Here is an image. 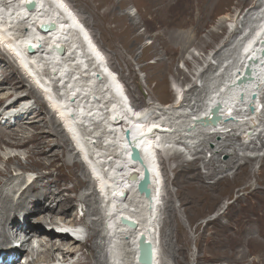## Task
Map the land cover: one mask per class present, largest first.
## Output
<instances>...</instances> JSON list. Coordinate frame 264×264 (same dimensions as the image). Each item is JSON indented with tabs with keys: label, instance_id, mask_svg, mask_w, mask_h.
Masks as SVG:
<instances>
[{
	"label": "bare ground",
	"instance_id": "6f19581e",
	"mask_svg": "<svg viewBox=\"0 0 264 264\" xmlns=\"http://www.w3.org/2000/svg\"><path fill=\"white\" fill-rule=\"evenodd\" d=\"M27 1L0 0V74H2V76L0 75V117H2V114L5 115L6 112L11 116L15 115L12 120L0 121V148L2 150V144L14 145V147L20 148L30 141L45 139L48 150L44 152V149L40 147L36 151L37 155L44 157L50 153L47 152L52 148L49 147V144L60 139L57 141L60 149L58 148L57 152H52L50 156L54 154L56 156L58 152H63L61 157L67 159L66 155L70 156L71 151L70 143L94 185H91L92 190L90 192H79V202L85 205V209H81L82 218L87 220L88 230L85 239L81 241L74 239V237L81 238L84 229L78 227L73 230L77 225L74 218L76 213L78 214V210L76 211V208H74L72 195L55 201L57 200L56 194L66 189L58 187L53 180L38 175L27 184L30 179V176H28L27 180L23 177V183L27 184L24 189L21 190L18 187L17 190L12 188V191L8 189L5 191L0 190V244L12 240L20 244L19 248L12 246L7 251L0 250L4 252L1 256L2 260L6 258V254L12 259L11 262L13 263L16 259L13 257L20 254L22 250L25 251L24 245H28L31 248L30 251L26 250L25 256L33 257L31 261L35 264H55L59 261V258L66 264L75 255L82 257L78 260L76 258L74 264H139L136 261L138 254L137 241L141 235H144L145 239L153 244V264H158L157 225H155L157 213L159 212L157 204L161 199L160 190L163 181L161 176L163 177L164 172L165 174L171 172L174 177L172 179L166 177V180L177 185L180 192L184 194L182 200L187 203L192 201L196 207H199L198 209L205 207L206 202L217 204L219 200L222 201L221 197L224 194L229 193L235 186H238L236 192L245 193L236 197L237 201L243 200L242 204L237 212L228 215V221L219 224L216 238L222 239V248L225 249L229 264H264V154L261 158L242 155L241 159L239 158L241 162H238L237 148L235 149V146L238 147V145L243 148H249L250 146L255 148L254 141H258L259 147L264 148V141L262 140L264 138V120L262 119L260 122L263 126H261L262 129L260 128L255 133L249 134L252 137H248L247 141H241V136L234 134V138L238 143L233 141L227 131L229 126L232 125L235 128L238 123H235V121L232 123L230 120L220 122L219 120L217 125L221 129L214 130L209 134L211 138L217 134L224 135L225 143L217 144L221 150L215 153L213 160L206 163L208 165L206 173L198 170L197 160H200L199 156L187 161L184 159V152H179V150L185 151L183 145L186 149L188 148L187 153L193 151L194 153H192L196 155L199 152L194 151L195 146L193 144L195 145L196 141H193L197 125L203 124H198L197 121L198 119L207 118L211 113L212 106L218 104V113L225 115L222 109L227 106L231 109L234 103L241 107L242 104L239 100H242L243 94H249L254 86H260L256 73L252 81L247 80L238 84L235 79L243 70L247 54L252 53L249 48L252 47L253 51L257 53L259 46L264 47V0H256L257 3L245 14L241 15L239 12L236 15L237 27L235 31L241 34L245 29H248L249 35L247 34L245 38L249 39L246 42L244 41V45L240 44L243 38H238L235 41L238 48L233 50L236 51L234 52L236 55L233 58L232 66L229 68L224 66L223 74H227V77L225 76L226 81L223 80L224 83L221 85L222 90L220 92L217 90L206 92L207 99L204 101L203 108L202 106L199 108V103H197L200 97L197 99L195 96L194 100L192 99L193 103L190 104L182 98V92L178 90L173 92V100L168 105L166 104L170 109L177 108L176 110H180V108L188 105L193 111V114L188 117L184 124L185 127L180 132L179 138L174 133L175 129L170 125V123L173 125V122H165L159 116L161 114L156 115L149 108L150 106L141 108L132 106L117 79V75L110 70L105 61L106 58L104 59L99 48L93 43L85 25L65 0H36L39 6L37 9L27 8ZM154 1H159L164 10H167L165 5L171 2V0H146L145 2L150 5ZM192 1H195L193 6L197 8L196 10L200 14V12H206L209 7L213 9L215 6H222L225 0ZM238 1L247 2V0ZM49 21H54L57 24L55 30L37 28L39 24ZM222 21L221 19L220 22L218 21L220 23L219 27L221 26L223 31L228 30V26L223 25ZM250 22L252 24L249 27L247 24ZM180 27L182 26L180 25ZM169 28L172 29L170 26ZM193 31L197 32V29ZM235 31L230 33L225 31L228 33L225 38L219 33L211 34L216 38V42L213 43V49L215 50L213 56L221 57L220 50L232 42L231 38L234 37ZM179 36L184 39L185 35L177 34V38ZM186 36L188 41L192 40L189 35L186 34ZM201 43H199V46H202ZM29 44L34 48L31 52L26 49ZM231 44L229 46L233 47ZM57 46H63L64 51L62 53L56 52L55 47ZM165 48H168V46L165 45ZM156 49L158 50V48ZM211 52L213 53V51ZM229 56L231 57V54ZM228 58L222 59L227 61ZM224 63L222 62L220 65ZM11 66L16 67V70L20 73L19 77L23 80L17 81L16 76L12 75L8 69L12 68ZM252 72H254V69H252ZM197 76H195V79L198 78ZM181 78L184 83L189 81L187 76L183 75ZM23 81L25 82L23 83ZM26 82L30 91L37 96L33 97L35 100L30 106H27L29 104L28 99L18 100V95L21 96L22 94V86L27 87ZM194 91H196V84L192 82L184 95L188 96V93ZM170 96L172 97V95ZM9 97H12V99L7 101L6 106H3L2 104ZM184 101H186V105H184ZM39 102L46 108L47 113H50L51 125L54 127L56 134L43 130L39 124H33L37 120L32 121V119H38L37 108H40ZM15 103L17 104L15 105ZM10 106L11 109L18 107L19 109L17 111L15 109L14 112L16 113L14 114ZM241 111L246 112L242 107ZM246 123L247 121L240 124L242 126ZM27 124L33 127L37 134L28 135ZM204 124L209 125L206 127L215 128L209 120L206 123L204 121ZM12 125H15V127ZM247 128L251 129V125ZM126 131H128L127 136ZM51 136H54V139ZM246 136L248 135L246 134ZM232 141L233 143H231ZM234 143L237 145H234ZM131 145L138 147L143 164L135 161V164H131L129 158L131 150L129 146ZM227 148H231V151L228 152ZM28 149L30 151L29 145ZM173 149L177 151H172V155H169L166 151ZM221 153L227 155L226 161H220L219 156ZM16 156L7 157L5 163H9ZM158 157H161L163 174L159 168ZM221 162H223V165ZM256 162H259L260 166L255 171L252 168ZM214 163H220L221 165H213ZM145 167L150 173V199L145 198L137 190V178L143 174ZM232 169L234 170L232 175L222 174L217 178L214 177L218 172L223 173V171H232ZM131 173L137 176L135 180H130ZM11 175L10 167L4 170L0 169V184L2 187L13 184L14 177ZM213 177L215 179L208 182L207 179ZM75 178L77 184L80 185V179L77 176ZM39 179L45 180V184L42 189L37 190V185L40 184L37 183ZM250 179H253L255 184L250 185ZM85 182L88 185L89 181ZM50 186L56 187L53 190L55 192L50 190ZM19 190L22 192H19L18 200L9 204L15 196V192ZM179 196L181 197V195ZM250 196L255 197L256 200H252L253 202L246 201ZM91 200H94L98 207L92 206L90 204ZM46 203L48 204L45 206ZM22 207L23 211L19 213V216L23 219L26 216L25 220H28L31 219L29 216L32 213L34 215L32 218L36 220L34 226L30 227L25 223H20L19 216L14 217V213H9L10 210L15 212ZM71 210H75L72 213L73 215ZM101 210L103 214L100 213ZM198 213L201 214L202 211ZM97 214L99 215L97 218L102 219V233L100 230L98 231L100 221L87 219L89 215ZM71 215L73 218L70 217ZM123 217L135 220V224L126 225L123 222ZM42 225L50 227L46 228ZM52 225L55 228H52ZM83 248L87 252H82ZM2 264L9 263L4 261Z\"/></svg>",
	"mask_w": 264,
	"mask_h": 264
},
{
	"label": "rangeland",
	"instance_id": "374dc122",
	"mask_svg": "<svg viewBox=\"0 0 264 264\" xmlns=\"http://www.w3.org/2000/svg\"><path fill=\"white\" fill-rule=\"evenodd\" d=\"M145 1L146 0H65V2L71 7L74 13L85 25L93 43L96 44V46L99 48L100 52L103 54L104 59L106 58L105 61L107 62L110 70H112V72L117 75V79L132 106H136L137 108L150 106L149 108H151L156 115L161 114L159 116H161V119H164L165 122H173V125L171 123L170 125L175 129L174 133L179 138L180 132H182V130L184 129V124L186 123L188 117L193 114V111L189 108L188 105H186V103L192 104L195 96L197 97V99L198 97H200V100L197 103H199V108H201V106L203 108L204 101L207 99L208 91L211 92L217 90L218 92H220L222 90L221 85L226 81V79L224 78L227 75L223 74V72L226 67L229 68L232 66L233 58H235L236 55L234 54V52L236 51L233 50L238 48V45H235V41L238 38H243V41L240 44H244V41L247 39L245 38V36H247V34L249 35L248 29H245L241 34H238V32L235 31L237 27L236 15H238L239 12L241 13V15L245 14V12L257 2L256 0H247V2H239L238 0L237 2L236 0H229L226 2L225 0L222 6H215V8L213 9H210L209 7L206 12H200L199 14V11L196 10L197 8L193 6V3L195 1L193 2L192 0H171L170 3L168 2L165 5L167 7V10H164L162 6H160L159 1H154L150 5ZM242 7H244L245 9ZM257 8L260 9L258 6ZM241 15L239 16L240 18ZM220 19L223 20V25L228 26V30L225 31H227L228 33H230L231 31H235L236 33L234 35L235 40L233 41L234 37L231 38L232 44L230 43L234 48L229 46L230 44L226 45V47H224L225 50L224 48L220 50L221 57L219 58L213 56L215 52V50L213 49V43L216 42V38L211 34L219 33L223 36V38L227 37L226 34L228 35V33L223 31L221 26L219 27ZM251 24L252 22L247 25L250 27ZM180 25L182 27H180ZM169 26L172 29H170ZM195 29H197V32L193 31ZM176 33L185 35L184 39L180 38V36L179 38H177ZM186 34L189 35L192 40L188 41ZM199 43H201L202 46H199ZM165 45H167L168 48H165ZM230 47L232 50L230 49ZM156 48H158V50ZM211 51H213V53ZM230 54L231 57L229 56ZM222 58H228V60L224 61L225 59ZM218 59L221 61H219ZM162 60H164L165 62H163ZM222 62H225L224 64H222L223 66L220 65ZM164 68H167L165 69L166 71L164 70ZM8 69L10 70L12 75L16 76L17 81L23 80L21 79V77H19L20 73L16 70L15 66ZM0 75L2 76V74ZM183 75L189 78V81L187 83L182 82L181 77ZM195 76H197L198 78L195 79ZM24 82L25 81H23V83ZM192 82L196 84V91H194L193 93H188V96L184 95ZM160 83L163 85H161ZM25 84L27 87H25V85L22 86V94L21 96L18 95V100L28 99V103L30 106V104L35 100V98L33 97L37 96H35V94L30 91L28 83L26 82ZM176 90L182 92V98L187 101H184V103L186 102L184 104L186 106L180 108V110L178 109L179 111L176 110L177 108L170 109V107L167 106L173 100V92H176ZM161 92L162 94H160ZM257 92L259 93V97H261V95L264 93V85H260V88L257 90ZM163 93L167 95L165 96ZM170 95H172V97ZM11 99L12 97H9L2 105L6 106L7 101ZM39 103L40 108H37L38 119H32V121L37 120L38 122L36 121L33 124H39L41 126L40 128H43V130L52 133L54 132V134H56L54 127L51 125L50 113L48 114L45 110L46 108L42 105V103ZM260 103L262 106V111L252 118V122L256 123L255 126L257 127L254 128L255 126H251V129H249L250 133L242 134L246 124L242 126L241 124H237L235 128H233L231 125L227 128V131L229 133H226H228L232 137L234 142L238 143L234 138V134L241 136V141H247V138H251L252 136H246V134H253L260 128L262 129L263 126L262 124H260V122L262 119L264 120V94L260 98ZM16 104L17 103H15V105ZM20 105L22 106V104ZM11 108L12 107L10 106V109ZM15 109L17 111L19 107ZM15 109H11L14 114L16 113L14 112ZM161 111H163V113H161ZM3 115L4 114H2V117ZM4 116L5 118L0 117L1 122H5V120H12L13 117H15V115L11 116L7 112ZM197 123L203 124L197 125L196 135L193 141H196L195 145L193 144V146H195L194 151L199 152H197L196 155L193 154V151V153H187V151L189 150L188 148L186 149L184 145L183 147L185 151L179 150V152H184V159L187 161L192 160V158H194L195 156H199L200 160H197L198 170L202 173H206L208 171V165H206V163L215 158V153L221 150L219 148V145L221 143H225L224 135L222 136L221 134H217L215 137L211 138V132L221 128L206 127L209 125L204 124L201 119H198ZM12 126L15 127V125ZM231 129L233 130L230 131ZM27 133L28 135L33 133L37 134V131L27 124ZM51 137L52 139H54V136ZM59 140L60 139H57V141ZM262 140L264 141V138ZM57 141H54V143L51 142L49 144V147L52 148L47 152L50 153L44 157L37 155L36 151H38L40 147L44 149V152L48 150V146L45 144V139H41L40 141H30L27 143V145H24L20 148H16L14 147V145L9 146L2 144V150L0 148V154L2 155V157L0 158V169L4 170L7 167H10V170L12 172L11 176L14 177V180L13 184H10L6 187H2L0 184V190L5 191L8 189L12 191V188H14V190H17L18 187L22 190L27 186L28 183H30V181L34 180L35 177H37L38 175H42L47 179L53 180L58 185V187L66 189L56 194L57 200L55 201H58L59 198L61 199L65 196L67 197L72 195L73 205L75 204L74 208H76V211L78 210V214L76 213V217L74 218V220L81 223L85 228H87V220L82 218L83 213L81 212L82 208L83 210L85 209V205L79 202V197L81 192H90L92 190L91 185L93 186L94 184L92 181H90L87 170L81 165L75 153L76 151L72 149L69 142L68 143L71 151L70 156L66 155L67 159L61 157L63 152H58L56 156L55 154L50 156L52 152H57L60 149L58 147ZM233 141L231 143H233ZM254 142V145H256L255 148L251 146L249 148H243L238 145V147L240 148L239 149L237 146H235V149L237 148L236 150L238 153V162H241L240 159L242 155L258 156V158H261L263 156L264 148L259 147L258 141ZM218 143L219 145H217ZM236 143H234V145H237ZM28 145L30 147V151L28 149ZM166 151H168L169 155H172V151L177 150L173 149L170 151ZM227 151L230 152L231 148H227ZM13 155H17L16 158L9 161V163H5V159ZM157 159L159 161V168L162 173L163 164H161V157H158ZM219 159L220 161H226L227 155H225V153H221ZM221 163L223 165V162ZM218 164L220 163H214L213 165ZM259 166V162L254 163L252 170L256 171ZM233 172V169L232 171H223V173L218 172L216 176L214 175V177L217 178V176L219 177L222 174L232 175ZM164 174L163 177L161 176V179L163 180L160 190L161 199L157 204L159 212L157 213L158 216L155 222V225H157L156 238L158 246V264H229L225 249L222 248V239L216 238V233L219 229V224L228 221V215L237 212V209L242 204L243 200H236V197L241 194L236 192L238 191V186H235L229 193L224 194L223 197H221L222 201L218 199L219 201L217 200V204L214 205L212 202H206V206L202 207V210L198 209L199 207H196L192 201H190V203H187L182 200L184 194L180 192L177 185L166 180V177L172 179V177H174V174H172L171 172H166L167 175ZM28 176H30V179L29 181H27V184L23 183V177L26 179ZM76 176L81 181L80 185L76 182ZM214 177L209 178L210 180L207 179L208 182H212L215 179ZM87 180L89 181L88 185H86L85 182ZM37 183H40L37 185V190L42 189L44 187L45 180L39 179ZM249 184H255L254 180L250 179ZM55 188V186H50L51 191L55 190ZM21 190L15 192V196L12 198V200H10L9 204H11V202H15V200H18L17 197L19 192H22ZM244 194L245 193H242L241 195ZM179 195H181V197ZM254 199L256 200L255 197L250 196L246 199V201L253 202L252 200ZM232 202L235 203L233 205H230ZM47 204L48 203H46L45 206ZM90 204H92V206L94 207H98V204H95L94 200H91ZM22 211L23 207L15 212L14 210H10L9 213H14V217H16L19 216V213H21ZM101 211L100 213L103 214V211ZM199 211H202V213H198ZM74 212L75 210H71V214ZM30 215L31 216L29 217H31V219L28 220H25L26 216H24V219L19 216V222L25 223L30 227L34 226L36 220L32 218V216H34L32 213ZM72 215L70 217L73 218ZM89 216L87 218L88 220L95 219L96 222L100 221L98 231L100 230L101 232L102 219L100 217L99 219L97 218L99 216L98 214ZM169 218L171 219L169 220ZM171 221L174 224H172ZM179 223L181 224V226H179ZM42 226L47 228L50 227L51 224L50 226ZM53 226L54 225H52V228H55V226ZM12 246L19 248L20 244L17 241L15 242V240L8 241L2 245L0 244V250L7 251ZM24 247L26 250L28 249L27 251H30L31 246L24 245ZM26 250H22L20 254H17L16 257H13L16 258L13 263L11 262L12 260L9 258V256L5 254L6 261H8L9 264H35L33 263V261H31L33 257L25 256ZM82 252L87 251H85V248H83ZM77 256L78 255H75L72 259L69 260V262L67 261L68 263L66 262V264H74L76 258L78 260L80 257H82ZM55 264H65V262H63L62 259L59 258V261H57Z\"/></svg>",
	"mask_w": 264,
	"mask_h": 264
},
{
	"label": "water",
	"instance_id": "95a60500",
	"mask_svg": "<svg viewBox=\"0 0 264 264\" xmlns=\"http://www.w3.org/2000/svg\"><path fill=\"white\" fill-rule=\"evenodd\" d=\"M26 7L29 9H37L39 6L37 4L36 0H31L28 3H26ZM57 28V24L54 21H49L48 23H41L40 29L42 30H55ZM26 49L28 51H33V47L31 45H27ZM55 51L58 53H62L64 51L63 46H57L55 47ZM262 55L264 56V52L262 53ZM247 74H250V70L246 71ZM247 80H251V77H244L243 79H240L237 81V83H242L245 82ZM219 110V105L217 104L215 107H213L211 109V115L212 117H207L204 118L202 121L204 123L208 122V120L213 123L214 125L221 120V116L218 113ZM126 136L128 135V131L125 132ZM131 149V156H130V160L138 162L140 164H143V159L142 156L140 154V151L138 149V147H136L135 145H131L129 146ZM135 178H137L136 175H131V179L130 180H135ZM149 184H150V173L149 170L146 169V167L143 169V174L141 178H137V190L138 193L142 194L145 198H149L150 199V188H149ZM123 222L126 225H134L135 222L128 220L126 218H123ZM137 248H138V254H137V262L139 264H153V256H154V248H153V244L146 240L144 235H141L138 238L137 241Z\"/></svg>",
	"mask_w": 264,
	"mask_h": 264
},
{
	"label": "clouds",
	"instance_id": "9594fccd",
	"mask_svg": "<svg viewBox=\"0 0 264 264\" xmlns=\"http://www.w3.org/2000/svg\"><path fill=\"white\" fill-rule=\"evenodd\" d=\"M131 152V151H130Z\"/></svg>",
	"mask_w": 264,
	"mask_h": 264
}]
</instances>
